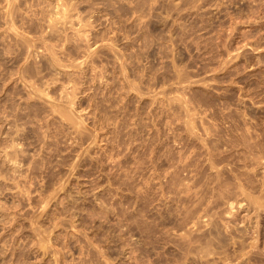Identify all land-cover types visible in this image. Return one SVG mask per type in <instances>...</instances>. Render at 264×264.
<instances>
[{
    "label": "rangeland",
    "instance_id": "rangeland-1",
    "mask_svg": "<svg viewBox=\"0 0 264 264\" xmlns=\"http://www.w3.org/2000/svg\"><path fill=\"white\" fill-rule=\"evenodd\" d=\"M263 251L264 0H0V264Z\"/></svg>",
    "mask_w": 264,
    "mask_h": 264
},
{
    "label": "bare ground",
    "instance_id": "bare-ground-1",
    "mask_svg": "<svg viewBox=\"0 0 264 264\" xmlns=\"http://www.w3.org/2000/svg\"><path fill=\"white\" fill-rule=\"evenodd\" d=\"M191 128H192V127H191ZM206 145H207V144H206ZM202 146H204V145H202ZM225 151H226V150H225ZM221 153H222V152H221ZM211 154H212V153H211ZM209 155H210V154H209ZM213 155H214V154H213ZM190 156H191V155H190ZM210 156H211V155H210ZM178 157H179V156H178ZM205 159H206V158H205ZM209 159H210V158H209ZM196 160H197V159H196ZM187 161H188V160H187ZM187 161H186V163H187ZM184 162H185V161H184ZM198 162H199V161H198ZM209 162H210V161H209ZM211 162H212V161H211ZM194 163H195V161H194ZM200 163H201V162H200ZM197 164H199V163H197ZM183 165H184V164H183ZM187 165H188V164H187ZM190 166H191V165H190ZM197 166H198V165H197ZM211 166H212V165H211ZM213 166H214V163H213ZM213 166H212V167H213ZM199 167H200V164H199ZM199 167H198V168H199ZM205 167H206V165H205ZM189 168H190V167H189ZM195 169H196V168H195ZM195 169H194V170H195ZM221 169H222V168H221ZM188 170H189V169H188ZM191 170H192V169H191ZM213 170H214V168H213ZM216 170H217V169H216ZM184 171H185V170H184ZM186 171H187V170H186ZM186 171H185V172H186ZM187 172H189V171H187ZM190 172H192V171H190ZM198 172H199V171H198ZM177 173H178V172H177ZM200 173H201V172H200ZM155 174H156V173H155ZM191 174H192V173H191ZM195 175H196V174H195ZM173 176H176L175 173H174ZM173 176H172V177H173ZM185 177H186V176H185ZM194 177H195V176H193L192 178H193V180H194V183H196V182L198 181V179H196L197 181L195 182ZM197 178H199V177H197ZM200 179H201V178H200ZM200 179H199V180H200ZM190 180H191V179H190ZM193 180H192V181H193ZM238 182H240V181H238ZM179 184H180V183H179ZM181 185H182V184H180L179 186H181ZM183 185H184V184H183ZM191 185H192V184H191ZM196 185H197V184H196ZM177 186H178V185H177ZM196 187H197V186H196ZM203 188H204V187H203ZM205 188H206V187H205ZM207 188H208V187H207ZM190 189H191V187H189V188L187 189V191H186V189H184L185 192H184V191H182V192L179 191V193H177V195H175V197L172 198L174 201H178L179 203H181V204L184 206V207L182 206V210H181V211L178 210V214H180L179 212H181V215H180V216H183V217H184V214H187V213L189 214V215H186L185 218H183V221H182L183 223H180V224H183V225H184V224H187V223H189V224L191 225L190 221H191L192 218L194 219V217H195L194 214H196V213L199 211V208H200L201 210L203 209V208H201L202 206L200 207L201 200H203V199H201V196H202V195L200 194V195H201V196H200V199H199L200 201L198 202V196H197V195H198L199 193H196V190H195V192L193 191V193L190 194V191H191ZM201 189H202V188H201ZM180 190H181V189H180ZM203 191H204V190H203ZM208 191H209V190H208ZM174 193H175V192H174ZM183 193H185V194H183ZM202 193H203V192H202ZM175 194H176V193H175ZM203 194H204V193H203ZM243 194H244V193H243ZM196 196H197V198H196ZM205 196H206V195H205ZM247 196H249V195H247ZM170 197H171V196H170ZM204 199H205V198H204ZM204 201H205V200H203L202 202H204ZM178 202H177V203H178ZM229 202H230V199H229ZM229 202H227V203H229ZM205 203H206V201H205L204 203H202V205L205 204ZM214 203H215V202H214ZM222 203H223V202H222ZM205 205H207V204H205ZM208 205H209V203H208ZM208 205H207V208H211L210 210L208 209L210 212H211V210H214V207H208ZM215 205H216V204H215ZM229 205H230V207H231V208H230L231 210H230L229 212H227V214H229V216H230V215H232V214L234 213V212H233L234 206H233V203H231V204H229ZM209 206H210V205H209ZM239 206H240V205H239ZM178 207H180V206L178 205ZM215 207H217V205H216ZM205 208H206V207H205ZM212 208H213V209H212ZM217 208H218V207H217ZM220 208H221V207H220ZM204 211H206V210H204ZM214 211H215V210H214ZM186 212H187V213H186ZM210 212H208V213L210 214ZM200 213L202 214V212H200ZM214 213H215V214L217 213V214H216V216H217L219 212H217V210H216V212H214ZM209 214H208V216H209ZM211 214H212V213H211ZM211 214H210V215H211ZM213 215H214V214H213ZM221 215H222V213H221ZM206 216H207V215H206ZM216 216H215V217H216ZM219 216H220V215H219ZM222 216H223V215H222ZM199 217H200V216H199ZM211 217H213V216L211 215ZM217 217H218V216H217ZM230 217H231V216H230ZM195 218H196V217H195ZM219 218H220V217H219ZM232 218H233V217H232ZM193 219H192V221H193ZM197 219L200 220V218H197ZM206 219H207V218H206ZM208 219H210V216H209ZM213 219H214V218H213ZM211 220H212V219H211ZM192 221H191V222H192ZM213 222H214V220H213ZM215 222H217V221H215ZM218 222H219V220H218ZM218 222H217V223H218ZM258 222H260V221H258ZM200 223H201V222H200ZM217 223H215V224H217ZM219 223H220V222H219ZM223 223H224V222H223ZM237 223H238V222H237ZM245 223H246V222H245ZM189 224H188L187 226H189ZM192 224H195V226H196L197 223L192 222ZM210 224H211V223H210ZM212 224H213V223H212ZM180 226H181V225H180ZM205 226H206V225H205ZM205 226H203V227H205ZM210 226H211V225H210ZM210 226H209V227H210ZM214 226H215V225H214ZM217 226H218V224H217ZM219 226H220V225H219ZM231 226H232V225H231ZM258 226H259V225H258ZM203 227L200 226V228H203ZM206 227H207V226H206ZM209 227H207V228H209ZM245 227H246V226H245ZM182 228H183V227H182ZM200 228H199V229H200ZM214 228H215V227H214ZM216 228H218V227H216ZM225 228H226V227H225ZM184 229L186 230V226H185ZM187 229H188V228H187ZM191 229H192V228H191ZM238 229H239V227H238ZM189 230H190V229H188V231H189ZM197 230H198V229H197ZM201 230H202V229H200V232H199V230H198V232H199V233H198L199 236H198V234H197V236L200 237V238H198V240H199V242H200V241H202V242L204 241V242H205V239H208V237H206V235H210V234H208V233H210V232L213 234V232H212L213 230L208 229L209 231H206V228L203 229L202 232H201ZM182 231H183V230H182ZM186 231H187V230H186ZM203 231H206V232H203ZM190 232H191V231H190ZM190 232H189V233H190ZM196 232H197V231H196ZM227 232H228V231H227ZM187 233H188V232H186L185 235L188 236ZM191 233L193 234L194 231H192ZM200 233H201V234H200ZM246 233H247V232H246ZM183 234H184V233H183ZM183 234H181L182 236H180L182 239L185 240V241L183 242L182 245H183V246H186L187 250L192 251V249L195 248V246L193 245V243L196 242L197 239H194V238H193L194 236H193V237L191 236L192 239H191V240H187V239H186L187 236H183ZM195 234H196V233H195ZM195 234H193V235H195ZM220 234H222V233H220ZM237 234H238V233H237ZM190 235H191V234H190ZM197 236H196V237H197ZM245 236H246V235H245ZM241 237H242V236H241ZM241 237H240V238H241ZM259 237H260V236H259ZM187 238H188V237H187ZM237 238H238V236H237ZM188 239H189V238H188ZM193 239H194L195 241H194V242H191V241H193ZM209 239L211 240V238H209ZM244 239H245V238H244ZM223 240H224V239H223ZM223 240H222V241H223ZM242 240H243V239H242ZM207 241H209V240H207ZM213 241H214V240H213ZM237 241H238V240H237ZM237 241H235L236 244L240 242V241H239V242H237ZM254 241H255V240H254ZM197 242H198V241H197ZM202 242H201V243H202ZM209 242H210V241H209ZM224 242H225V240H224L222 243H224ZM226 242H227V241H226ZM257 242H258V241H257ZM257 242H256V243H257ZM207 243H208V242H207ZM213 243H214V242H213ZM233 243H234V240H233ZM241 243H242V241H241ZM241 243H239V244H241ZM205 244H206V243H205ZM205 244H203V245H205ZM225 244H227V243H224V245H225ZM234 244H235V243H234ZM236 244H235V245H236ZM239 244H238V245H239ZM251 244H254V243L251 242ZM206 245H207V244H206ZM193 246H194V248H193ZM197 246H198V245H197ZM199 246H200V245H199ZM207 246H208V245H207ZM207 246H206V247H207ZM240 246H241V245H240ZM243 246H244V245H243ZM223 247H224V246H223ZM225 247H226V246H225ZM197 248H199V247H197ZM197 248H195V250H196ZM207 248L209 249V247H207ZM234 248H235V247H234ZM241 248H242V247H241ZM204 249H206V248H203V247H202V249L200 248V250L197 249V250L200 252V254H202V255H201L202 257H204V256H205V257H206V256L208 257L209 255H211V253H210L211 250H210V249H209L210 251H209V250H204ZM239 249H240V247L238 246V250H239ZM244 250H245V249H244ZM198 251H196V252H198ZM212 251H213V250H212ZM239 251H240V253H241V252H242V249L239 250ZM187 252H188V251H187ZM192 252H194V251H192ZM199 252H198V253H199ZM214 252H215V251H214ZM214 252H213V253H214ZM263 252H264V251H263ZM213 253H212V254H213ZM251 253H252V252H251ZM188 254H189V253H188ZM196 254H197V253H196ZM214 254H216V252H215ZM214 254H213V255H214ZM243 254H245V253H243ZM243 254H242V255H243ZM248 254H250V253H248ZM216 255H217V254H216ZM246 255H247V254H246ZM201 256H200V258H201ZM236 256H237V255H236ZM251 256H252V254H251ZM205 257H204V258H205ZM207 257H206V258H207ZM238 257H239V256H238ZM187 258H188V257H187ZM195 258H196V257H195ZM208 258H209V257H208ZM212 258H213V257H212ZM246 258H247V257H246ZM250 258H251V257H250ZM196 259H197V258H196ZM202 259H203V258H202ZM234 259H235V258H234ZM248 259H249V258H248ZM188 260H189V259H188ZM259 260H260V259H259ZM198 261H199V260H198ZM223 261H224V260H223ZM213 262H214V261H213ZM241 262H242V261H241ZM187 263H188V262H187ZM197 263H198V262H197ZM182 264H183V263H182Z\"/></svg>",
    "mask_w": 264,
    "mask_h": 264
}]
</instances>
